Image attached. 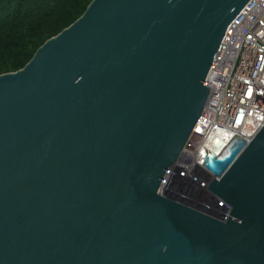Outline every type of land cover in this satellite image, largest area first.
Listing matches in <instances>:
<instances>
[{
  "label": "water",
  "instance_id": "water-1",
  "mask_svg": "<svg viewBox=\"0 0 264 264\" xmlns=\"http://www.w3.org/2000/svg\"><path fill=\"white\" fill-rule=\"evenodd\" d=\"M249 0H92L0 75V264H264V126L207 154L226 216L157 193Z\"/></svg>",
  "mask_w": 264,
  "mask_h": 264
},
{
  "label": "built area",
  "instance_id": "built-area-1",
  "mask_svg": "<svg viewBox=\"0 0 264 264\" xmlns=\"http://www.w3.org/2000/svg\"><path fill=\"white\" fill-rule=\"evenodd\" d=\"M215 55L204 81L211 90L206 108L157 193L226 216L224 204L215 207L207 191L203 161L207 154H221L233 139L251 141L264 126V0L247 2L226 28Z\"/></svg>",
  "mask_w": 264,
  "mask_h": 264
},
{
  "label": "trees",
  "instance_id": "trees-1",
  "mask_svg": "<svg viewBox=\"0 0 264 264\" xmlns=\"http://www.w3.org/2000/svg\"><path fill=\"white\" fill-rule=\"evenodd\" d=\"M92 0H0V75L17 72Z\"/></svg>",
  "mask_w": 264,
  "mask_h": 264
},
{
  "label": "rangeland",
  "instance_id": "rangeland-1",
  "mask_svg": "<svg viewBox=\"0 0 264 264\" xmlns=\"http://www.w3.org/2000/svg\"><path fill=\"white\" fill-rule=\"evenodd\" d=\"M198 199H199V200H203V199H204L203 195H199V196H198Z\"/></svg>",
  "mask_w": 264,
  "mask_h": 264
},
{
  "label": "bare ground",
  "instance_id": "bare-ground-1",
  "mask_svg": "<svg viewBox=\"0 0 264 264\" xmlns=\"http://www.w3.org/2000/svg\"><path fill=\"white\" fill-rule=\"evenodd\" d=\"M206 177V176H205ZM207 179V178H206Z\"/></svg>",
  "mask_w": 264,
  "mask_h": 264
}]
</instances>
